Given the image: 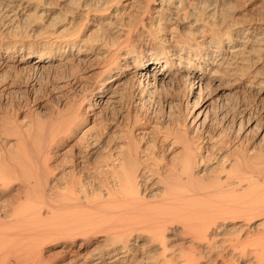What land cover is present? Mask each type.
<instances>
[{"label":"bare ground","instance_id":"bare-ground-1","mask_svg":"<svg viewBox=\"0 0 264 264\" xmlns=\"http://www.w3.org/2000/svg\"><path fill=\"white\" fill-rule=\"evenodd\" d=\"M41 1L0 0V73L85 67L53 118H0L17 138L0 140V264H264V147L210 131L207 97L235 77L264 98V18L233 20V0H61L56 15ZM166 85L194 106L157 153L140 112ZM240 111L230 134H264Z\"/></svg>","mask_w":264,"mask_h":264},{"label":"rangeland","instance_id":"rangeland-1","mask_svg":"<svg viewBox=\"0 0 264 264\" xmlns=\"http://www.w3.org/2000/svg\"><path fill=\"white\" fill-rule=\"evenodd\" d=\"M42 1H41V3L39 2L43 7L42 9H44L42 11L43 12L44 11L45 12H52L53 11L52 13H54V15L58 14L60 12L61 8H63V7L64 8H66L67 6H68V8H70L71 6L73 7V5L65 3L61 0L60 1L59 0H42ZM48 1H52V2H48ZM262 2L264 3V0H239V1L233 0V6L234 7H233V11L231 13L233 15L232 16L233 20L237 19L235 21H238L239 23H241V22H248L249 19L250 20L253 19L251 21H254L255 19L260 20V19L264 18L263 17L264 16V10H263L264 4ZM132 10L135 12L138 11L136 8H133ZM206 16L209 17L208 14H206ZM257 20H255V21H257ZM58 21H61V20H58ZM61 23H62V25H61ZM64 27L65 26H64L63 22H60V28L59 29L62 30V29H64ZM87 28L88 27L83 28L84 31L82 32V34H85V36H87L90 33V30L87 31ZM189 31L190 30L185 25H183L182 27L179 28V32H181V33L184 32L183 34H186ZM169 33L170 32H168V34ZM168 36H170V35H167V37ZM34 57L35 56H32L33 59H34ZM262 61H261L262 63L260 61L255 62V63H257L256 68L260 72L259 76L262 74V76H260L261 79L264 78V76H263L264 75V60H262ZM71 63L67 62V63H64L65 66L60 65V66L53 67L52 69L51 68L43 69L42 71L41 70L33 71L31 69L29 70V68H27V67L25 69H23L25 65L20 66V67H15L12 69L9 68V69H7L8 71L6 69H4L0 73L1 74L0 79L2 78V81H3L2 82L0 80V86H1L0 87V118L4 114H8V115L19 114V118L21 119V122L24 121L25 124L30 123L32 112H34L37 116H40L42 119H45V120L48 118H53L54 115L56 114L57 109L61 108L63 102L67 99V97H69L71 95V85L69 84V81L73 80L77 76H80V73L83 71V69L85 67L84 64H81V65L77 64L78 66L75 65L76 64L75 61H72ZM58 67H60V68H58ZM5 70H6V72H5ZM261 70H262V72H261ZM16 71L19 74L16 73ZM4 72H5V77H2ZM233 78L236 79L235 77H233ZM233 78L232 77L230 78L233 83L231 82V83H229V85H227L228 82L223 83L224 88L221 89L222 91L215 93L216 91L211 90L212 92H210V91L209 92L212 95H208L209 92H207V94H206V96L208 95L207 97H209V96L211 97V98L209 97L210 101H212L213 103L216 104V105L214 104L215 107H214V105L212 106V108L213 107L214 108H213V111L211 109L212 112H210V116H209L210 119L208 121L209 129H210V131H217L218 130L220 135H222V133H223L224 135H226V134L228 136L231 135L232 138L235 137L234 142H236V145H239V147L242 143L245 145L248 143V145L251 146V148H253V147L258 148L260 146H261L260 148H263L264 147V142H263L264 137L262 135H264V134L260 133L258 131V128H259L258 125H256L255 129H250L247 132L245 131L244 133H242L240 135V137H238L237 135L235 136V134H236L235 132L234 133L232 132V134H230L231 131L228 132L230 126L224 125L223 121H224L226 116L228 117V116H232V115H238L241 112L240 110L243 108H249L250 110H252V114L254 116H257L260 114V116L262 115L261 117L264 118V98H263V95H258L256 88L250 89V88H245L244 85L243 86L238 85V84L235 85L234 83H236V82L234 81ZM5 81H7V82H5ZM245 82H249V81L245 80ZM233 84H234V88L229 87V86H232ZM175 87L177 88V86H175ZM175 87H173V86L171 87L169 85H166V87L164 86V88L162 87V88L158 89L157 92L154 94V98H156V101H153L152 100L153 98L149 99L148 103L144 106V109L142 111L143 113L140 112L141 118H144V120L149 119L148 124L152 128L154 134H151V136H149L147 138V140L148 139L149 140H155V141L157 140L156 146L158 145V147L156 149L154 148L157 153H161V151H163V149L161 148L163 145H168V144L171 145V143H172V141L165 142L162 139L163 137H161L160 135L163 136V134H165V132L166 133L172 132V131H174L176 129L178 130V128L182 127L181 125L183 124L184 120L186 119L187 112L191 111L192 107L194 106L193 104L187 105L186 101H185L186 105H185V103L180 105L177 101H178V99H180L182 97L183 93L180 89H178V88L176 89ZM20 91H22V92H20ZM251 92H252V94H251ZM213 93H215V94L213 95ZM161 96L163 99L161 98ZM215 98H217V99H215ZM213 99H215V100H213ZM65 111L68 112V111H70V109L65 110ZM126 123H127V120L123 119V126H126ZM220 125H222V126H220ZM171 128L174 130H172ZM168 129L169 130L171 129V130L169 131ZM230 129H231V127H230ZM176 131H174V132H176ZM1 132L2 131L0 130V140L2 139V141L4 140V142L6 141V144H8L9 147L10 146L13 147V144H14V146H16V144H17V138L16 137H13V136L8 137V135H3L4 133L2 132L3 133L2 134ZM74 143H75V140L71 139L64 145V148L62 150L63 162L65 161L64 167H68L70 165V159H68V158H71L72 155L74 154V152L76 153L79 151V148H77L78 146H76L77 144L76 143L74 144ZM172 148L173 149L171 151H169V153L164 152L165 155L168 156V160H172V158H174L178 154V152L180 151V148L178 145H176L175 147L173 146ZM72 150H74V151H72ZM65 159L67 160V162ZM79 174L81 175V172H79L77 174V176L80 177ZM12 185L14 186L13 188H15V187L18 188V182H13ZM4 198L5 197L3 196V199Z\"/></svg>","mask_w":264,"mask_h":264}]
</instances>
